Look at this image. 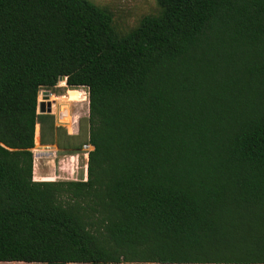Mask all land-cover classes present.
Masks as SVG:
<instances>
[{
    "label": "trees",
    "instance_id": "trees-1",
    "mask_svg": "<svg viewBox=\"0 0 264 264\" xmlns=\"http://www.w3.org/2000/svg\"><path fill=\"white\" fill-rule=\"evenodd\" d=\"M157 5L121 37L88 0H0V262L264 264V0ZM60 79L83 141L38 113ZM37 125L93 146L86 181L33 180Z\"/></svg>",
    "mask_w": 264,
    "mask_h": 264
},
{
    "label": "rangeland",
    "instance_id": "rangeland-1",
    "mask_svg": "<svg viewBox=\"0 0 264 264\" xmlns=\"http://www.w3.org/2000/svg\"><path fill=\"white\" fill-rule=\"evenodd\" d=\"M99 8L108 11L112 16V24L115 32L121 36H127L135 30L143 18L156 17L160 15L161 9L157 5V0H88ZM48 95H47V94ZM51 102V114L56 126H60L66 130L67 134H77L80 127L81 133L78 135V141H83L87 136V89L77 88L71 89L65 84V79H60L58 84L51 89H42L38 94V102ZM86 104V107H85ZM68 110V113H67ZM39 113V111H38ZM68 117V121H67ZM77 132V133H74ZM39 142V125L36 127V145ZM78 161L82 159V153ZM78 173L70 181L82 180L83 165L79 163ZM53 167V166H52ZM82 167V168H81ZM53 171V169H52ZM49 172V171H48ZM47 172V173H48ZM53 178V176H52ZM60 181V179H56ZM66 181V180H65ZM69 181V180H67ZM20 264V263H17Z\"/></svg>",
    "mask_w": 264,
    "mask_h": 264
},
{
    "label": "crops",
    "instance_id": "crops-1",
    "mask_svg": "<svg viewBox=\"0 0 264 264\" xmlns=\"http://www.w3.org/2000/svg\"><path fill=\"white\" fill-rule=\"evenodd\" d=\"M80 88H84V87H80ZM85 107H86V104H85ZM87 112H88V104H87ZM67 113H68V110H67ZM78 130H80V127L77 129V131ZM74 133H77V132H74ZM68 135L78 136L79 132L77 134H68ZM36 144L37 143H36V134H35L34 146ZM32 153H33V180L34 181H38V182L56 181V179H60V181H65V180L70 181L78 173V168L80 167L79 163L83 165L82 167L84 171L82 173V176L84 177V173H85L84 167L87 164V159L82 154H81L82 159L78 161V157L80 156V154L75 155V152L64 151L63 149H59L55 144H41L40 137H39V142H38V148L34 147L32 149ZM17 263L29 264V263H23V262H0V264H17ZM73 264H76V263H73Z\"/></svg>",
    "mask_w": 264,
    "mask_h": 264
},
{
    "label": "built area",
    "instance_id": "built-area-1",
    "mask_svg": "<svg viewBox=\"0 0 264 264\" xmlns=\"http://www.w3.org/2000/svg\"><path fill=\"white\" fill-rule=\"evenodd\" d=\"M93 150V146L88 142L86 141L85 143H83L80 147V152L82 153V155L87 159L88 158V154L90 151ZM85 168V173H84V177L82 178L83 181H86L87 180V174H86V166L84 167Z\"/></svg>",
    "mask_w": 264,
    "mask_h": 264
},
{
    "label": "water",
    "instance_id": "water-1",
    "mask_svg": "<svg viewBox=\"0 0 264 264\" xmlns=\"http://www.w3.org/2000/svg\"><path fill=\"white\" fill-rule=\"evenodd\" d=\"M38 111H39L40 114H49V113H51V111H52L51 102H49V101H47V102H45V101L38 102Z\"/></svg>",
    "mask_w": 264,
    "mask_h": 264
},
{
    "label": "bare ground",
    "instance_id": "bare-ground-1",
    "mask_svg": "<svg viewBox=\"0 0 264 264\" xmlns=\"http://www.w3.org/2000/svg\"><path fill=\"white\" fill-rule=\"evenodd\" d=\"M67 121H68V117H67Z\"/></svg>",
    "mask_w": 264,
    "mask_h": 264
}]
</instances>
